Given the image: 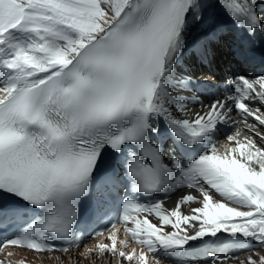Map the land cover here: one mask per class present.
Segmentation results:
<instances>
[{
    "label": "snow or ice",
    "instance_id": "1",
    "mask_svg": "<svg viewBox=\"0 0 264 264\" xmlns=\"http://www.w3.org/2000/svg\"><path fill=\"white\" fill-rule=\"evenodd\" d=\"M213 9L244 38L232 56L250 63L264 50V0H0V264L74 247L89 264H191L205 245L238 242H254L246 264H264V57L206 104L186 94L200 79L177 77L186 51L207 63L222 43ZM221 126L234 129L223 146ZM180 189L166 207L161 194ZM91 221L104 240L79 251ZM21 249L36 256L9 259Z\"/></svg>",
    "mask_w": 264,
    "mask_h": 264
},
{
    "label": "bare ground",
    "instance_id": "2",
    "mask_svg": "<svg viewBox=\"0 0 264 264\" xmlns=\"http://www.w3.org/2000/svg\"><path fill=\"white\" fill-rule=\"evenodd\" d=\"M212 11H215L220 23L224 26L226 30V35L225 40L223 39L222 43L215 48L213 56L210 58L212 61V66L208 65L201 69V65L198 64L195 61V56L196 53L193 52L189 54L187 51L185 52L182 61L177 65V77L181 75H192L194 79H200L203 82H208L210 83L216 90L217 94L220 95L223 93V88L226 86V80L232 75L234 70H236L235 67H233V59H230L229 55L230 53L228 52V45L234 44L236 40V35L238 32L236 29L232 26L230 21L227 19V17L224 16V14L219 10V9H213ZM199 35V29L197 27H194L190 36V39H194ZM226 41H229L226 43ZM255 71H259V69H256ZM187 95L190 96H195L198 95L199 99L202 100L205 104L208 102L209 97H212L211 92L208 90L206 91L205 94L198 92V91H193L191 93H186ZM214 95V96H216ZM189 112H188V118L192 117L193 111H199L200 105L199 104H189L188 105ZM234 118H236V114L234 113ZM234 130V129H233ZM217 137V136H216ZM220 145L223 146L224 144L227 143V141L224 138H221L219 141ZM171 149L167 148L165 149V154H167ZM221 150H223L221 148ZM189 190L187 189H180V190H175V191H170L166 195L162 197L165 201V206L168 208H171L174 206L175 202L179 199L182 193H186ZM197 205L193 204L191 207H195ZM183 211L185 213L190 211L189 205H183L182 206ZM254 242H249L248 244H245L243 242H239L238 244H233L228 247L227 255L232 256L235 255L238 257V259H230L226 262V264H242V262L247 261V258L249 255H253L252 252L245 251L244 249H247L248 247L251 246V244ZM87 245V244H85ZM85 248L83 246L80 251H82ZM221 249V248H220ZM256 251H258L260 254H264V249L256 248ZM219 252V251H217ZM78 252H71V253H66V254H51V255H46V254H40L41 257L44 259V264H60L59 261L55 259H49L48 257H60L61 261H66L67 257L71 256L73 258V264H75V261L77 259H80L81 264H89V261L83 260V258L78 257ZM36 255V254H35ZM253 258H256L253 256ZM105 260L107 259H112L113 262L115 261V258H112L110 256L105 257ZM191 264H204L205 261L201 260L200 258L195 259L194 257H190ZM96 264H101L100 260L96 261ZM127 264V262H125Z\"/></svg>",
    "mask_w": 264,
    "mask_h": 264
},
{
    "label": "rangeland",
    "instance_id": "3",
    "mask_svg": "<svg viewBox=\"0 0 264 264\" xmlns=\"http://www.w3.org/2000/svg\"><path fill=\"white\" fill-rule=\"evenodd\" d=\"M256 252H258V251H256Z\"/></svg>",
    "mask_w": 264,
    "mask_h": 264
}]
</instances>
